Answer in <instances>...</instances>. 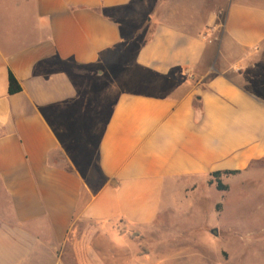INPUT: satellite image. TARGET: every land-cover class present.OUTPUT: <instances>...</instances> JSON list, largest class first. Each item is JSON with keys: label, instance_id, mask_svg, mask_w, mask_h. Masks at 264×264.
<instances>
[{"label": "crops", "instance_id": "0c3cea01", "mask_svg": "<svg viewBox=\"0 0 264 264\" xmlns=\"http://www.w3.org/2000/svg\"><path fill=\"white\" fill-rule=\"evenodd\" d=\"M143 32L91 185L55 122ZM263 56L264 0H0V264H165L131 237L162 192L264 161V94L241 81Z\"/></svg>", "mask_w": 264, "mask_h": 264}, {"label": "rangeland", "instance_id": "374dc122", "mask_svg": "<svg viewBox=\"0 0 264 264\" xmlns=\"http://www.w3.org/2000/svg\"><path fill=\"white\" fill-rule=\"evenodd\" d=\"M147 36V32L133 34L128 45L108 55L93 70L76 102L78 110L63 124L55 122L65 145V157L79 163L91 185L98 183L93 178L97 143L116 88L125 87V76ZM253 62L241 81L251 91L261 89L264 94V56ZM209 180L182 179L173 183V192H162L163 213L149 230L131 234L139 251L165 264H264V161L253 164L246 174L225 177V191L217 190Z\"/></svg>", "mask_w": 264, "mask_h": 264}, {"label": "trees", "instance_id": "16d2710c", "mask_svg": "<svg viewBox=\"0 0 264 264\" xmlns=\"http://www.w3.org/2000/svg\"><path fill=\"white\" fill-rule=\"evenodd\" d=\"M22 91V88L20 86V84L18 83V81L16 80V78L13 76L12 73H10L9 76V93L10 94H16ZM239 171H226V172H214L210 175V180H209V184H216V188L219 191H225L228 189V186L223 184L221 181V177L223 175H237L239 174Z\"/></svg>", "mask_w": 264, "mask_h": 264}, {"label": "water", "instance_id": "95a60500", "mask_svg": "<svg viewBox=\"0 0 264 264\" xmlns=\"http://www.w3.org/2000/svg\"><path fill=\"white\" fill-rule=\"evenodd\" d=\"M213 234H214V235H217V231H214Z\"/></svg>", "mask_w": 264, "mask_h": 264}]
</instances>
